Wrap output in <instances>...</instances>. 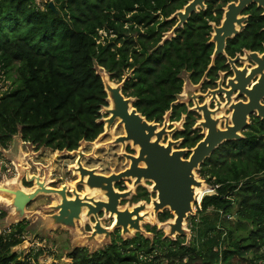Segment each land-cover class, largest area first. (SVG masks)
I'll return each instance as SVG.
<instances>
[{"label": "trees", "instance_id": "16d2710c", "mask_svg": "<svg viewBox=\"0 0 264 264\" xmlns=\"http://www.w3.org/2000/svg\"><path fill=\"white\" fill-rule=\"evenodd\" d=\"M39 2L0 0V73L13 71L16 85L0 96L2 149L16 136L60 152L94 141L108 106L95 65L116 81L132 71L123 93L147 121L161 122L170 108L176 120L185 111L171 107L183 84L178 75L182 69L199 75L209 55L200 38L189 42L179 34L163 41L171 14L186 0ZM196 141L186 136L184 143L193 147ZM198 174L214 194L202 197L195 211L216 218L210 223L202 217L188 245L147 227L152 239L118 237L91 254L75 248L67 255L71 264H264V120L255 119L241 140L216 149ZM170 217L164 212L159 220ZM23 230L17 224L0 235V264H19L11 251L22 243Z\"/></svg>", "mask_w": 264, "mask_h": 264}, {"label": "rangeland", "instance_id": "374dc122", "mask_svg": "<svg viewBox=\"0 0 264 264\" xmlns=\"http://www.w3.org/2000/svg\"><path fill=\"white\" fill-rule=\"evenodd\" d=\"M36 3L40 4L39 0H36ZM41 8L43 9L44 6L41 5ZM99 34L102 37H105L104 33L100 32ZM95 68L97 73L104 80H109L108 74L102 68L97 65H95ZM130 76V71L125 72L123 79ZM183 78L185 79V82L188 83V81H186V75H183ZM122 83L123 81L120 83H117L116 81H108L107 85L111 88H114L115 86H120L121 88ZM15 87V73L13 71H10L7 76L0 73V96ZM188 88L190 87L189 85L187 87L186 84L182 94L177 98L179 104H189L188 98L186 97L188 92H185L188 91ZM128 100L131 105L132 100ZM110 106L111 105H109V108ZM101 113L102 116L105 117V110L101 111ZM195 121V130L199 131V133L200 131L202 132L199 128L201 118L197 116L195 117ZM184 123V116H181L178 122H171L170 113H168L162 124L163 126H166L168 130L165 142L174 141V135L183 130ZM121 133V130L117 131L116 129L111 128L110 124H106L103 134L98 137L96 141L93 143L83 142L80 144L77 151L71 153L36 149L33 146L24 143L19 136L14 137L6 149L0 147V188L22 190L19 192V197L22 200L27 196V192L32 194L39 190L38 192L40 193L50 194L37 196V198L32 200V202L25 207L22 214L15 212L12 205L9 204L10 202L6 203V200L0 197V235L8 234L17 224H22L24 228L23 234L20 237L22 239L20 245L26 244L28 247L25 250L18 251L17 255L19 264H71V260L67 255L74 248H85L91 254L101 250L105 245L111 243V241H116L118 237L126 240L133 238L136 234H140L143 237L152 239L154 233H148L147 227H154L156 230L162 232L164 237L168 236V225L172 224L171 220L161 222L158 217L160 213H155L151 205L145 207L137 215L132 217V220H136L134 222H136L140 230L132 231L128 234H122L120 229H113V224L110 222V219L105 217L101 220L102 225L96 217L95 219L102 230L107 229L106 234H95L93 228L94 220L90 222L87 209L81 210L79 214L80 220H76L69 225H64L55 219L58 214L56 208L60 203V199L56 196L57 194L41 191L52 190L48 187H61L59 190L68 189L71 191L74 188L83 195H79L72 191L74 193L73 198L77 197L80 200H87L86 202L93 207L99 199L104 200L105 195L101 190L89 191L85 185H78V182L85 184L88 177L87 175L84 177L81 176L79 174V168L85 167L84 169L87 168V170H94L88 171L93 172L96 176H100L96 173L110 175L124 169L127 163L124 158L121 157V154L124 152L136 153V151L135 149H133L135 152L131 150L133 148L132 146L125 147L126 145H114V140ZM177 143L180 145L181 140H177ZM186 154H189V152ZM198 170L195 171V176L198 179L196 180L198 182L201 181L204 186L201 184V188L194 197L197 202L204 196L214 194V191L210 189L209 184L199 176ZM75 174H77L78 178ZM139 183H141V181ZM68 184L70 185L63 186ZM127 184L128 182L124 183L125 186H127ZM136 184L137 183L133 182L132 186L129 187L130 190L128 189L127 192H131ZM114 193L117 194L118 192L114 190ZM4 196L6 197L5 199L9 201L10 196L8 194H5ZM13 196H15L14 192ZM102 202H107L106 198ZM196 205L199 208L200 203ZM137 206L142 205L139 204ZM137 206H133L128 199L127 201H122L121 206L117 211H123L126 209L128 212H131L132 209ZM193 212L194 214L188 215L184 222V236L180 237L177 234H174L172 236L173 239H171V236L166 238L169 240H175L180 237L183 239L184 244L188 245L194 236L193 229L195 226H198L202 217L207 216L211 218V220H208L210 223L216 218L215 213L211 211L206 212L204 215H198L195 211V206H193ZM139 214L145 215L144 218H138ZM114 217L115 214H113V218ZM232 228H235V226Z\"/></svg>", "mask_w": 264, "mask_h": 264}, {"label": "water", "instance_id": "95a60500", "mask_svg": "<svg viewBox=\"0 0 264 264\" xmlns=\"http://www.w3.org/2000/svg\"><path fill=\"white\" fill-rule=\"evenodd\" d=\"M204 1L205 0H192L182 11L177 12L176 16L180 24L185 22L190 14L197 10V7L203 9ZM251 1L257 2L259 6L264 8V0H239V5H244ZM48 7L55 15L59 14L51 1L48 3ZM225 26L226 22H224L222 29L216 30V40L218 41L217 51L219 52H222L224 46V39L219 36V33L223 31ZM167 34L163 38V41L171 37V31ZM259 59L263 61L264 55ZM259 59L255 58L258 67L251 71L249 77H253L256 74H259L260 77L250 90L242 88L241 92H244L245 95L248 96L249 101L245 104L237 103L231 106L233 108V113L230 116V125L227 124L226 118L224 129H219L217 125H215V122L210 119L209 112H207L205 107L197 108L203 111L205 122L201 124V127L207 129V133L191 150V154L186 160L183 159L185 151L171 150L173 143L168 142L166 147L160 146L158 141L165 134V128L157 130L158 125L148 123L135 109H130L129 100L123 97L120 86L114 85V88L109 87V85H107L109 80H104L96 71L97 75L102 80L104 91L107 95L106 101L108 105H111L110 108L102 109V111L105 110V114L109 115V118L104 120V122L111 124L117 120L118 125H121L123 128L124 135L118 137L116 142H130L132 147L137 149L138 156L124 155V157L130 161L129 168L119 174H112L107 178L96 176L91 171L79 168V174L81 176H88L87 182L85 183L87 187L101 188V190L105 191L108 199L107 203L97 202L93 207L86 202L87 200H80L77 197H75L74 200H67L64 190H41L46 193H56L61 198V203L56 208L59 209V212L55 219L64 225H69L73 223L74 218L79 219V214L83 208H86L89 214L94 215L104 209L111 218L113 214H115L116 218L114 219L113 229H120L122 234L139 231L140 228L137 226L136 222H134L136 220H132V217L144 209L143 206H137L133 208L131 212H128L126 209L117 211L119 199L126 198L130 195V192L116 194L113 191L112 183L124 178L132 179L135 183H138L139 180L143 178L153 182L154 186L152 187V191L158 193L157 198L152 201L154 212L158 213L162 209L168 208L172 215V224L168 225V236H171V239H173L172 236L174 234L180 237L184 236L185 220L188 215L194 214L193 206H195V203H201V201L197 202V200L194 199L193 193L191 192V187L198 184L193 178L195 177V179H197L195 171L198 170L200 165L223 143L239 141L243 138L241 131L247 127L248 116L250 114L254 112L259 119L264 120V105L261 104V99L264 98V64L260 65L261 60ZM154 134L155 140L152 141ZM140 162L144 163L146 168H139L138 163ZM199 182L203 185L201 181ZM210 189L213 190L211 187ZM20 191L22 190L0 188V197L6 200V203L10 202L9 204L12 205L15 212L22 214L25 207L40 192H38L39 190L32 194L27 192V196L22 200L19 197ZM13 192L15 196H13ZM5 194L10 196L9 201L5 199ZM96 218L98 219L97 215ZM93 228L95 234H106L107 229L105 228L106 230H102L98 222L95 223ZM109 244L110 243L107 245ZM27 247L28 245L26 244L16 246L12 249L11 253L16 254L18 251L25 250Z\"/></svg>", "mask_w": 264, "mask_h": 264}, {"label": "flooded vegetation", "instance_id": "af4514ba", "mask_svg": "<svg viewBox=\"0 0 264 264\" xmlns=\"http://www.w3.org/2000/svg\"><path fill=\"white\" fill-rule=\"evenodd\" d=\"M191 1L192 0H186V3L181 7V9L176 10L171 14V40L176 39V37L179 34H181L182 36H185L187 40H189V42H192L193 38H200L203 40V42L201 43L203 47L205 48V51L208 52L209 55H208L207 64L205 68H203V70L200 72L199 75H195L192 70H187V69L185 70L182 69L180 74L178 75V77L182 80L183 84H182L181 92L176 96L175 101L171 103V107L181 106L184 108L185 111L180 113L179 118L177 120L172 117L173 108H170L163 115L161 122L147 121L146 118L142 116L135 107H133L134 99L126 96L123 93V86L129 77L126 79H123L122 77L123 80L121 79L120 81L111 80L109 77L110 82L116 81L117 83H120L123 81L122 87H121V93L126 100L128 99L132 100L131 105L129 103L130 109H135L137 113H139L143 118H145V120L148 123H153V124L158 125L157 130L165 128V134L158 141V144L160 146L166 147L168 142L173 143V146H171V150L185 151V154L183 156V159L185 160L189 158L191 154V150L205 137L207 133V129L201 127V124L205 122L203 111L198 110L197 108L205 107L207 112H209L210 119L215 122V125H217L219 129L221 130L224 129L225 124H226V118H227V124L230 125L231 124L230 116L233 113V108L231 106L237 103L245 104L246 102L249 101L248 96H246L244 92H241V90L242 88L250 90L252 86L257 83V80L259 79L260 75L256 74L253 77H249V75L251 71H253L255 68L258 67L257 62L255 61V58L259 59V58H262V56L264 55V8L259 6L257 2L251 1L244 5H239V0H205L203 2V5H204L203 9L197 7V10L195 12H192L190 16L188 17V19L185 22L180 24V21L178 17L176 16V13L179 11H182L184 7H186ZM224 22H226V26L224 27L223 31L219 33V36L223 37L224 39V46H223L222 52H219L217 51L218 41L216 40V37H217L216 30L222 29ZM183 29H185V31L182 33L181 30ZM252 55H255V56H252ZM204 60H206L205 52H204ZM262 64H264V59L263 61L261 60L260 62V65ZM130 72L132 75V71ZM263 73H264V69H263ZM183 75H186V81H188V83L185 82ZM186 84H187V87L188 85L190 87L188 88V91H185L186 93L188 92L186 97L188 98L189 104L188 105L179 104L177 102L178 100L177 98L182 94L183 90L185 89ZM106 100H107V95H106ZM261 104L264 105V98L261 99ZM108 107L109 105L103 109H106ZM168 113H170L171 122H178L181 116H184L185 123H184L183 130H181L180 132H177L174 135V141L165 142V137L168 135V130L166 126H163L162 124L164 122L165 116ZM197 116L201 118L199 128L202 130V132L200 131V133L199 131L195 130V126H196L195 117ZM101 117L102 118L100 122L102 123V132L99 134L98 137H100L103 134L104 128L106 124H108L107 122H104V120L108 119L109 115L105 114V117H103L101 113ZM255 119H258L261 121V119H259L256 116V113L254 112L248 116V125L243 131H241L242 137H243V134L246 131H248L249 126L255 122ZM110 125H111V128L116 129L117 131L118 130L122 131V133L118 135L116 139L114 140V145H119V144L122 146L126 145L125 147L132 146L130 142H124V143L116 142L118 137L124 135L123 128L121 125H118L117 120H115ZM180 133H182V136L179 135ZM186 136L188 138H197V141L193 147H189L185 145L184 142H185ZM97 138L94 141H96ZM154 140H155V135H153L152 137V141ZM177 140H181L180 145L177 143ZM94 141L92 142L84 141V143H93ZM24 143H27V142H24ZM224 144L226 143H223L221 146H223ZM31 146H33L36 149L49 150L46 148H38L34 145H31ZM221 146H219L218 148H220ZM79 147L76 150H73L71 152L77 151ZM133 149H135L136 153L124 152L123 154H121V157L124 158L127 165L120 172H123L124 170L129 168V164H130V161L127 160L124 157V155H132L136 157L138 156L137 149L132 148L131 150ZM52 152H60V151H52ZM71 152H68V153H71ZM187 152H189V154H186ZM138 167L146 168L145 164L142 162L138 163ZM88 170H91V169H88ZM91 171H94V170H91ZM120 172L113 173V174H119ZM96 174L104 178H107L112 175V174L101 175L98 173ZM75 175L77 176V174ZM140 181L141 183H139ZM125 182H128L127 186L124 185ZM133 182L134 180L127 179V178L121 179L119 181H115L112 183L113 191L116 190L118 193H121V194L127 193L129 187L132 186ZM139 182L135 185V187H133V190L130 192L129 196H127L124 199H119L118 208L121 206L122 201H125V200L127 201L128 199L132 203L133 206H137L139 204H141L143 208L150 206V205L152 206V201L155 200L158 196L157 192L152 191V187L154 186V183L149 180H145L143 178H141ZM78 183H79L78 185H82V186L85 185V184H82L81 182H78ZM70 184H74V183H70ZM70 184L63 185V186H69ZM48 188L52 190H57V191H60L59 189H61V187L59 188L48 187ZM87 190L89 191L101 190V188L87 187ZM64 191H65V196L67 200L75 199L73 198L72 191L76 192L79 195H83L82 193H79L74 188L72 189V191L68 189ZM101 192H103L105 195L104 200L106 198V200L108 201L105 191L101 190ZM39 195H50V194H45V193L37 194V196ZM37 196L35 198H37ZM58 198L60 199V203H61L60 196H58ZM104 200L100 201L99 199L98 202H102ZM85 209L86 208H83V210ZM152 209H153V206H152ZM57 210L59 212V209ZM164 212L170 213L168 208H164L158 213L162 214ZM96 215L98 217L100 224H101V220L103 219V217L109 218L110 222L114 224V218L113 217L111 218L109 214L105 212L104 209H102L101 212H99ZM96 215L89 214L88 216V218L90 219V222L94 220V225L97 219V218L95 219ZM171 219L172 217H170L167 220H171ZM76 220H80V219L74 218L73 222Z\"/></svg>", "mask_w": 264, "mask_h": 264}, {"label": "bare ground", "instance_id": "6f19581e", "mask_svg": "<svg viewBox=\"0 0 264 264\" xmlns=\"http://www.w3.org/2000/svg\"><path fill=\"white\" fill-rule=\"evenodd\" d=\"M158 128V127H157ZM87 170V169H86ZM84 177V176H83ZM194 178V177H193ZM194 180L196 181V182H198L195 178H194ZM201 188V183H199L198 182V184L197 185H193L192 187H191V192L193 193V197H195V195H196V193L198 192V190ZM132 189V188H131ZM130 190V189H129ZM103 193V192H102ZM74 194V193H73ZM117 194H119V193H117ZM104 197V196H103ZM86 198V197H85ZM92 198V197H91ZM88 199V198H87ZM92 200V199H91ZM94 201V200H93ZM101 201V200H100ZM93 205V204H92ZM119 209V208H118ZM84 216V215H83ZM144 216L145 215H141V214H139L138 215V218H141V219H143L144 218ZM115 218V217H114ZM135 218V217H134ZM139 220V219H138ZM139 223H141V222H139ZM138 223V224H139ZM140 225V224H139Z\"/></svg>", "mask_w": 264, "mask_h": 264}, {"label": "built area", "instance_id": "2783aa9c", "mask_svg": "<svg viewBox=\"0 0 264 264\" xmlns=\"http://www.w3.org/2000/svg\"><path fill=\"white\" fill-rule=\"evenodd\" d=\"M199 204V203H198ZM200 207V206H199Z\"/></svg>", "mask_w": 264, "mask_h": 264}]
</instances>
